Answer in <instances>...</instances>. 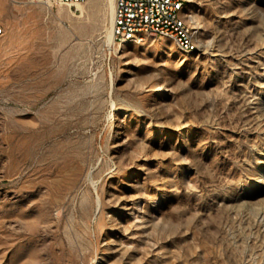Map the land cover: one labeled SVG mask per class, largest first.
Listing matches in <instances>:
<instances>
[{
    "label": "rangeland",
    "instance_id": "374dc122",
    "mask_svg": "<svg viewBox=\"0 0 264 264\" xmlns=\"http://www.w3.org/2000/svg\"><path fill=\"white\" fill-rule=\"evenodd\" d=\"M186 3L195 52L0 0V264H264V0Z\"/></svg>",
    "mask_w": 264,
    "mask_h": 264
},
{
    "label": "built area",
    "instance_id": "2783aa9c",
    "mask_svg": "<svg viewBox=\"0 0 264 264\" xmlns=\"http://www.w3.org/2000/svg\"><path fill=\"white\" fill-rule=\"evenodd\" d=\"M63 4L84 3L86 0H59ZM182 0H115L113 36L116 44L124 36H135V30H146L148 36L174 35L175 40L193 45V26L184 27L177 21L176 5ZM77 11V10H75ZM4 28L0 25V36ZM139 40H145L140 39Z\"/></svg>",
    "mask_w": 264,
    "mask_h": 264
},
{
    "label": "bare ground",
    "instance_id": "6f19581e",
    "mask_svg": "<svg viewBox=\"0 0 264 264\" xmlns=\"http://www.w3.org/2000/svg\"><path fill=\"white\" fill-rule=\"evenodd\" d=\"M183 2H181L180 4H177L176 5V16H177V21L179 23H181V25H183L184 27H192L190 25V21H189V17H188V14L186 13V6H187V0H182ZM84 3L82 2H74V3H71V4H67L68 6H71V7H75V10H78L80 8L81 5H83ZM114 9H115V4H114V8H113V11H112V16H111V24L113 26V18H114ZM111 34H112V37H113V41H114V36H113V31L111 29ZM148 35V31L146 30H135V36H124L122 38H120V41H119V44L117 45H122V44H125V43H130V42H133V43H141L143 42L144 40H139L138 38L140 39H144L145 36ZM161 38H167V39H170L172 41H174L181 49L185 50V51H190V52H195V51H198L200 49V46H199V43L195 37V34L193 32V45H194V48L195 49H186V43H183L181 42L180 40H175V37L174 35H161L160 36Z\"/></svg>",
    "mask_w": 264,
    "mask_h": 264
},
{
    "label": "crops",
    "instance_id": "0c3cea01",
    "mask_svg": "<svg viewBox=\"0 0 264 264\" xmlns=\"http://www.w3.org/2000/svg\"><path fill=\"white\" fill-rule=\"evenodd\" d=\"M85 5V4H84Z\"/></svg>",
    "mask_w": 264,
    "mask_h": 264
}]
</instances>
